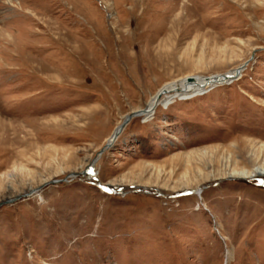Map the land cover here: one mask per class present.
I'll list each match as a JSON object with an SVG mask.
<instances>
[{"label":"rangeland","instance_id":"1","mask_svg":"<svg viewBox=\"0 0 264 264\" xmlns=\"http://www.w3.org/2000/svg\"><path fill=\"white\" fill-rule=\"evenodd\" d=\"M107 1L0 0V264H264V0Z\"/></svg>","mask_w":264,"mask_h":264},{"label":"bare ground","instance_id":"2","mask_svg":"<svg viewBox=\"0 0 264 264\" xmlns=\"http://www.w3.org/2000/svg\"><path fill=\"white\" fill-rule=\"evenodd\" d=\"M103 3H108L107 0H101ZM111 6V3H109ZM109 6V5H108ZM112 7V6H111ZM187 16H183L182 14L179 15L174 21V24L178 21H181L183 18L185 19ZM237 68L233 69L234 78L239 76L240 71L237 73ZM229 76V75H228ZM231 77V76H230ZM188 78H193V81L190 83H187ZM214 78H217V81H213ZM213 79L205 80V77L193 75V77H184L183 79H179L170 83H166L160 90L155 93L150 100L147 102V105L145 107L146 110H144V117H147L149 113H151L157 106H166L167 103L173 99L174 97H179L181 99H189L193 97L195 94H199L201 92H205L208 84H219L222 83L220 76H215ZM212 82V83H211ZM215 82V83H214ZM211 87V86H210ZM118 129H114L113 133L108 137L106 143H111L112 140H114L115 137H113L115 134H117ZM94 165V164H93ZM91 165V167L87 168V170L91 169L92 171H88L87 176L89 179H92L96 176L95 172L93 171L94 166ZM264 175V173L262 174ZM254 176L252 172H246V171H232L228 177H240V178H250ZM198 189H195L197 191ZM198 193V191H197Z\"/></svg>","mask_w":264,"mask_h":264},{"label":"water","instance_id":"3","mask_svg":"<svg viewBox=\"0 0 264 264\" xmlns=\"http://www.w3.org/2000/svg\"><path fill=\"white\" fill-rule=\"evenodd\" d=\"M240 69H241V67L240 68H238L236 71H237V73L240 71ZM235 76V75H234ZM233 76V77H234ZM221 77V82L222 83H224V82H228L229 80H232L233 79V77L231 76H226L225 74H223V75H221L220 76ZM205 80H209V77H205ZM193 81V78H188L187 79V83H190V82H192ZM213 81H217V78H214L213 79ZM113 137H116V135H114ZM111 145V143H107L106 145H105V148H108L109 146ZM103 150H100V153L102 152ZM56 182V181H55ZM55 182H52V183H55Z\"/></svg>","mask_w":264,"mask_h":264},{"label":"snow or ice","instance_id":"4","mask_svg":"<svg viewBox=\"0 0 264 264\" xmlns=\"http://www.w3.org/2000/svg\"><path fill=\"white\" fill-rule=\"evenodd\" d=\"M89 171H92L91 169H89ZM261 184H264V180L260 181Z\"/></svg>","mask_w":264,"mask_h":264}]
</instances>
